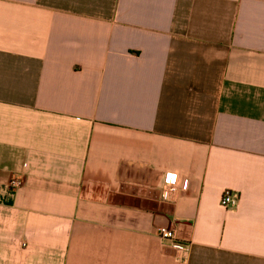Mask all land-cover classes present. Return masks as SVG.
Listing matches in <instances>:
<instances>
[{"label": "crops", "instance_id": "crops-1", "mask_svg": "<svg viewBox=\"0 0 264 264\" xmlns=\"http://www.w3.org/2000/svg\"><path fill=\"white\" fill-rule=\"evenodd\" d=\"M0 264H264V0H0Z\"/></svg>", "mask_w": 264, "mask_h": 264}, {"label": "built area", "instance_id": "built-area-1", "mask_svg": "<svg viewBox=\"0 0 264 264\" xmlns=\"http://www.w3.org/2000/svg\"><path fill=\"white\" fill-rule=\"evenodd\" d=\"M22 183L23 180L21 177L14 176L9 180L8 185L10 189H16L20 187ZM187 185H188V180H185L183 183V187H187ZM176 188L177 187L174 186H170V187L167 186L163 192L164 196H168L171 192L175 191ZM240 200L241 198L238 191L230 188H226L222 193V196L220 198V203L226 209H236L240 205ZM159 233L162 238L171 239L174 237V232L166 227H160Z\"/></svg>", "mask_w": 264, "mask_h": 264}]
</instances>
